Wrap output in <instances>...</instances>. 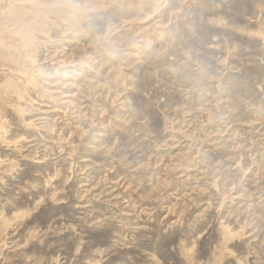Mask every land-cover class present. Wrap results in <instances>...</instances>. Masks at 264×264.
<instances>
[{
    "label": "rangeland",
    "instance_id": "1",
    "mask_svg": "<svg viewBox=\"0 0 264 264\" xmlns=\"http://www.w3.org/2000/svg\"><path fill=\"white\" fill-rule=\"evenodd\" d=\"M0 264H264V0H0Z\"/></svg>",
    "mask_w": 264,
    "mask_h": 264
}]
</instances>
